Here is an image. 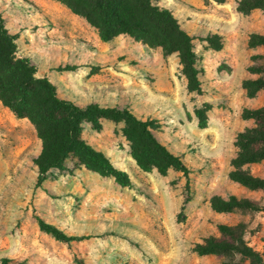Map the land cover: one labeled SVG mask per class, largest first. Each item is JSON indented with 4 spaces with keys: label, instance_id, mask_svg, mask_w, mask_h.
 Returning a JSON list of instances; mask_svg holds the SVG:
<instances>
[{
    "label": "rangeland",
    "instance_id": "1",
    "mask_svg": "<svg viewBox=\"0 0 264 264\" xmlns=\"http://www.w3.org/2000/svg\"><path fill=\"white\" fill-rule=\"evenodd\" d=\"M158 3L193 36L199 91L188 89L177 52L146 47L124 33L102 41L63 0H0L16 57L26 58L35 76L77 105L126 107L150 121L154 137L189 170L187 177L172 167L165 174L142 170L130 154L124 121L102 117L98 130L82 122L80 137L125 171L129 185L87 168L75 154L37 185L41 140L27 118L0 100V264H252L234 249H194L210 236L235 243L220 224L235 229L264 262V186L229 176L237 133L256 124L241 117L242 108L264 106V87L253 97L243 88L244 78L259 76L247 66H264V44L248 46L250 34H264V8L243 14L236 0ZM195 109L205 110L204 128ZM240 168L264 180V158ZM230 194L251 206L212 208V197ZM38 218L80 239L59 240L39 229Z\"/></svg>",
    "mask_w": 264,
    "mask_h": 264
},
{
    "label": "trees",
    "instance_id": "2",
    "mask_svg": "<svg viewBox=\"0 0 264 264\" xmlns=\"http://www.w3.org/2000/svg\"><path fill=\"white\" fill-rule=\"evenodd\" d=\"M73 11L82 15L98 33L100 40L108 41L124 33L139 40L146 47L160 46L165 53L177 52L182 72L187 78L190 91H199L196 55L193 51V36L187 33L176 17L158 0H63ZM221 1V0H217ZM255 8H264V0H236L237 11L247 14ZM15 35L4 27L0 18V100L17 117L27 118L34 126L41 140V150L34 159L38 169L36 184L39 185L53 168L63 169V162L69 154H75L84 165L101 175H111L122 186L129 185L130 179L125 171L115 168L98 150L80 137L82 122H89L92 128H101L99 119L110 118L124 121L122 129L130 141V154L144 171L156 168L165 174L172 167L182 171L187 177L188 167L179 155L170 151L158 141L151 129L150 121L142 120L126 107L101 106L98 103L77 105L71 100L57 95L54 85L46 77L35 76V67L26 59L16 57ZM213 38H218L213 35ZM264 44V34L252 33L248 46ZM214 47L219 49L221 42ZM258 55L250 56L251 60ZM250 73H259L258 77L243 79L246 95L253 97L257 90L264 87V66L251 63L247 66ZM198 127L206 126L205 110L195 109ZM243 119L253 118L256 124L237 133L235 145L238 147L232 159L234 168L229 172L232 180L252 187L264 186V180L254 177L240 167L245 163L264 158V106L250 108L244 106ZM211 206L218 211L236 207H250L246 198L238 199L233 194L228 198L214 196ZM39 229L52 234L62 241H74L78 236L67 235L53 224L38 218ZM218 229L235 241L210 236L204 242L195 245L199 253L214 250L234 249L248 258L252 264L260 262L258 254L244 244L242 236L229 226L220 224ZM258 259V261L256 260Z\"/></svg>",
    "mask_w": 264,
    "mask_h": 264
}]
</instances>
